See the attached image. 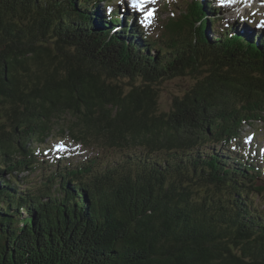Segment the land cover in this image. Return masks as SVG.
Returning <instances> with one entry per match:
<instances>
[{"label": "trees", "instance_id": "obj_1", "mask_svg": "<svg viewBox=\"0 0 264 264\" xmlns=\"http://www.w3.org/2000/svg\"><path fill=\"white\" fill-rule=\"evenodd\" d=\"M107 2L0 0V264H264V31L166 0L153 37ZM61 121L115 155L45 159Z\"/></svg>", "mask_w": 264, "mask_h": 264}, {"label": "rangeland", "instance_id": "obj_2", "mask_svg": "<svg viewBox=\"0 0 264 264\" xmlns=\"http://www.w3.org/2000/svg\"><path fill=\"white\" fill-rule=\"evenodd\" d=\"M112 2H107L106 5L117 6L123 0H111ZM115 3H114V2ZM133 1V0H127ZM180 4L184 3L186 0H174ZM215 6L220 10V18L224 19L223 24H236L242 23L243 21L250 22L252 27H250L252 32L264 31V0H213ZM103 4V3H102ZM163 1L159 6L154 7V16L150 22L145 21V17L139 15V19L142 20L144 26L147 27L151 36L156 37L159 35V29L161 21L167 20L169 16H172L169 8L165 6ZM105 5V4H104ZM122 13H125L124 6L120 3ZM192 85V80L189 78H179L165 82L160 88V98H159V108L161 111H169L171 108L172 100L176 96H181L184 92L189 89ZM69 118V117H68ZM65 120V119H64ZM67 122L61 121L60 125L53 128L51 136L46 140L45 144L40 142H35L33 148L35 150H41L45 159L54 156L53 152L61 153L62 151H69L71 160L82 161L85 158H101L103 160L111 159L115 154L104 150L100 146L85 147L79 143H76L71 139L69 132L66 134L63 132L64 128L68 127ZM10 129V128H9ZM255 136L256 142L260 147V159L264 157V125L259 122L246 123L243 125L240 131V137L244 143V139L249 138L252 140ZM245 145V143L243 144ZM60 146H63L62 148ZM263 162V161H262ZM264 163L262 164V166ZM26 176V175H24ZM39 176L32 175L30 180H38ZM264 184V183H263ZM264 208V206H263Z\"/></svg>", "mask_w": 264, "mask_h": 264}, {"label": "snow or ice", "instance_id": "obj_3", "mask_svg": "<svg viewBox=\"0 0 264 264\" xmlns=\"http://www.w3.org/2000/svg\"><path fill=\"white\" fill-rule=\"evenodd\" d=\"M146 2H152V3H154L155 0H133V3L136 4L140 8H143L144 7V4ZM221 2L223 3L224 0H221ZM229 2H232V0H229ZM152 16H153V12H148L147 15L145 16V21L150 22L151 19H152ZM60 147L62 148L63 146H60Z\"/></svg>", "mask_w": 264, "mask_h": 264}]
</instances>
